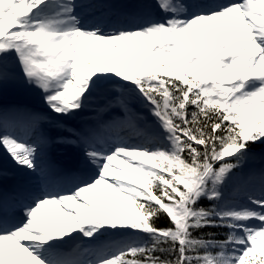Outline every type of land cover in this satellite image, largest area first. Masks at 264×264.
Returning a JSON list of instances; mask_svg holds the SVG:
<instances>
[{
    "label": "snow or ice",
    "instance_id": "snow-or-ice-1",
    "mask_svg": "<svg viewBox=\"0 0 264 264\" xmlns=\"http://www.w3.org/2000/svg\"><path fill=\"white\" fill-rule=\"evenodd\" d=\"M95 6L0 0V156L36 177L0 187V264H264V169H247L264 157V0H154L112 24L80 14ZM94 96L93 123L45 131ZM52 143L80 149L74 169L44 164Z\"/></svg>",
    "mask_w": 264,
    "mask_h": 264
},
{
    "label": "rangeland",
    "instance_id": "rangeland-1",
    "mask_svg": "<svg viewBox=\"0 0 264 264\" xmlns=\"http://www.w3.org/2000/svg\"><path fill=\"white\" fill-rule=\"evenodd\" d=\"M136 1L132 0L131 2ZM94 4L96 5L93 8H84L80 9V14L84 17V19L91 23L93 19H101L103 18L107 24L116 23L118 20H123L124 15L122 12V0H93ZM130 2V1H128ZM154 2V0H139L140 4V11L142 12L145 8L142 6L145 4H149ZM108 3V5H106ZM134 3V2H133ZM115 5V6H112ZM112 7L118 9H111ZM147 10V9H145ZM6 101L8 103H19L21 101L29 102L30 105L33 106V110L43 113H48V109L46 105L43 103L42 99L40 98L38 93L30 91L24 87L20 86H9L7 91ZM103 102L102 97L94 96L92 97L85 108L74 117L70 118H54L53 123H49L45 125V131L48 133L54 132L56 135H63L57 127L56 122H59L61 126L67 127H78L81 128L82 125L90 124V120H93L95 117L97 107ZM63 145L66 150H64V154L67 155L70 159L75 157V153L77 148L73 145L69 144H60ZM69 150V151H67ZM67 157V158H68ZM261 156H256L255 158L248 161L247 169L251 171H259L264 169V160L261 164V167L256 164L257 159H260ZM3 163V156H0V165Z\"/></svg>",
    "mask_w": 264,
    "mask_h": 264
},
{
    "label": "bare ground",
    "instance_id": "bare-ground-1",
    "mask_svg": "<svg viewBox=\"0 0 264 264\" xmlns=\"http://www.w3.org/2000/svg\"><path fill=\"white\" fill-rule=\"evenodd\" d=\"M50 136H51V132L48 133ZM53 144V143H52ZM52 144L49 146V147H52ZM48 147V149H46L45 153L48 154V152L50 151V148ZM4 164H5V167H7V169H11V171H14L16 172L19 176L23 177V178H27L29 179V181L32 179V177H34L30 172H28L26 169L24 168H21V167H18L16 164H14L10 159L8 158H4ZM45 165H48L50 164L49 162H45L44 163ZM4 178H7V180L9 181L8 177H4ZM11 179V178H10ZM35 181L32 182L34 185H35V182H36V177H34ZM5 180V179H4ZM2 182V181H0ZM29 184V183H28ZM33 189V187H29L28 190H31Z\"/></svg>",
    "mask_w": 264,
    "mask_h": 264
},
{
    "label": "trees",
    "instance_id": "trees-1",
    "mask_svg": "<svg viewBox=\"0 0 264 264\" xmlns=\"http://www.w3.org/2000/svg\"><path fill=\"white\" fill-rule=\"evenodd\" d=\"M205 206H211L210 204H205ZM161 223H165L164 221H161ZM207 231H212V232H222L223 230L222 229H207Z\"/></svg>",
    "mask_w": 264,
    "mask_h": 264
}]
</instances>
